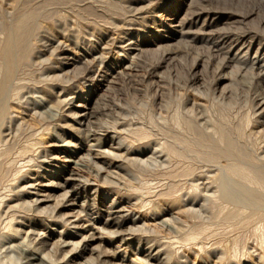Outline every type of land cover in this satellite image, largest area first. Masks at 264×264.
Masks as SVG:
<instances>
[{"label": "bare ground", "instance_id": "obj_1", "mask_svg": "<svg viewBox=\"0 0 264 264\" xmlns=\"http://www.w3.org/2000/svg\"><path fill=\"white\" fill-rule=\"evenodd\" d=\"M146 2L150 3V0ZM13 6L7 17L0 16V264H73L76 261L78 264H119L116 263V251L106 248L110 244L107 241L127 233L130 237L136 232L143 233L144 228L140 218L128 212L121 203L110 202L109 195H133L139 189L163 188L166 185H160L161 180L175 177L170 169L182 167V164L187 166L181 177H193L198 169L200 173L196 183L188 185L189 188L183 189L178 196H174L177 186H168L169 192L163 196L171 208L165 209L159 218L158 215L154 217L158 225L170 231L176 224L191 223V231L184 238L188 242L187 249L197 253L200 259L205 256L210 264H264L263 34H232L230 30L213 33L210 29L215 21H210L207 13L205 19L203 13H194L190 19L176 23L182 38L193 45L200 43L209 48L212 62L216 63L214 70L221 75L214 83L216 88L213 85L215 90L211 91L217 103L230 96L224 71L231 68V64H235L234 70L238 74H250L259 88L263 87L253 100L254 123L251 125L244 128L222 121L213 123L204 106L187 97L174 109L171 120L162 114L168 112L166 107L158 105L159 112L152 107L144 113L141 110L144 104L133 110L136 114L129 118L130 111L120 105L99 110L96 107V110L93 106L97 101L95 91L89 94L88 102L79 100L77 105H72L78 99L72 78H69L72 70H80L85 84L97 79H112L115 70L107 67L104 53H98L94 47L87 49L81 57L73 56L63 42L50 34L52 29L48 27L47 15L28 7L19 8L17 4ZM128 10L130 13L134 10L132 5ZM164 18L169 25L177 21L174 12L167 13ZM118 21L123 37L111 43L118 46L120 53L128 55L126 48L132 46L137 20L134 17ZM62 23L54 21V27L69 33L67 22ZM165 27L163 22L159 25L160 29ZM72 29L70 33H74ZM193 29H196L195 33ZM199 34L202 37H198ZM125 40L130 45L125 47ZM150 44L135 43L137 53H142ZM252 51L253 60H247ZM130 53L134 55V52ZM132 65L133 62L129 67ZM194 66L200 68L196 61ZM36 73L38 81L33 77ZM34 80L38 87L27 86ZM185 83V89H191L200 83V78L190 73ZM195 91L202 95L199 90ZM34 94H40L46 103L42 98L41 102L33 97ZM21 108L37 120V128L26 126L24 120L15 116L14 112ZM122 115L125 116L123 121H103L106 117ZM52 129L60 131L56 136L59 154L74 149L73 153L69 151L70 156L77 160L68 159L66 163L76 166L77 172H68L66 167L54 164V155L42 147L39 136ZM109 131H113L112 139L106 137ZM115 136L119 138L115 140ZM106 170L114 171L116 177H103ZM85 174L93 175L98 182L101 180L107 190L104 192L98 185H92L94 178L90 181ZM155 181L159 185L152 184ZM161 196L156 192L152 197ZM144 198L138 202L141 209H148L154 201L149 200L150 196L145 198V203ZM216 222L236 227L238 232L222 234L218 238L210 232V226ZM52 227H61L64 231L58 233ZM70 229L78 231L79 241L73 238V233L67 232ZM94 232L106 235V239L100 238L97 243L99 239ZM124 239L126 237L122 238V243ZM218 240H225L226 244ZM146 243V264L191 263L172 247V240L161 244L156 241ZM139 253L142 251L136 254Z\"/></svg>", "mask_w": 264, "mask_h": 264}, {"label": "rangeland", "instance_id": "obj_2", "mask_svg": "<svg viewBox=\"0 0 264 264\" xmlns=\"http://www.w3.org/2000/svg\"><path fill=\"white\" fill-rule=\"evenodd\" d=\"M20 1L21 0H4L3 2V0H0V8H1L0 16L6 15L7 17V15L13 10L14 8L13 5L16 4L19 6V8L28 7L27 9L39 12L42 15L45 14V16L46 15L48 16V20H47V22L49 23L48 27L49 29H52L50 30V34L57 37L58 40L63 42L64 45L67 46L68 49H70L73 56L81 57V55L85 51H88L89 49H93L94 47V49H96L98 53L100 54L104 53L102 55H104L103 57H105V61H106L105 64L107 65V67H111L113 68V70H115L116 74L112 79L110 78L97 79L95 81H90L86 84L83 82L81 74H79L80 70L78 69H74V71L72 70V73L69 75V78L70 79L72 78L71 82L74 84L73 86L74 91L77 92L78 94L77 97L78 99L74 101L72 105L73 104L77 105L79 103V100H86V102H88L89 94L95 91L97 101L93 106L94 108L97 107L98 110L105 106L120 105L121 107L128 109L130 111L129 118H133L134 114H136V112L134 111H136V109L140 107V104L141 105L144 104L143 105L144 108L141 109L144 111V113L146 111L145 109H150L152 107L154 108L155 111L159 112L158 108L162 105L166 107V110L168 111V112H163L162 114L165 117L168 116L167 118L169 119L170 116L173 117L176 111L174 109L178 107L180 101H182L184 98L187 97L189 100L191 99L190 100L191 102L195 101L198 102L200 105L204 106V109L208 113L209 117L210 115L212 116L210 117V119L213 123L222 121L230 125L232 124L233 126L241 125L244 128L246 126H249V124L250 125L252 124L254 118L252 112L254 107L253 100L255 99L254 97L257 95V93H259V91L263 89V87L261 86L259 88L258 84L256 83V80H254V78H252L250 74H247L245 72H242L241 75L238 74L234 70L235 64L234 65L231 64L230 65L231 68H228L227 70L224 71V74L226 75L225 76L226 81L225 80L224 81L226 87L229 89L230 96L228 95L229 97L226 101L217 103V100H214L215 96L212 95L211 91L215 90L212 89L213 85L214 88H216L214 83L217 80V78H219L221 75L216 73L214 70L215 67L214 65L216 63L212 62V54L209 48L207 47V45L200 43L199 44L194 43L193 45V43L191 44L188 41H186L184 38H182L180 36V30L177 25L178 24L177 22L184 19L186 20L190 19L191 16L194 15V13L195 14L203 13L205 16L203 18L205 19L207 13V15L209 14V20L215 21L213 28L210 29V31H213V33L214 32L228 33L229 30H230L229 33L232 34L254 32V34L256 33L259 35L263 34L261 36L264 38V0H155V1L150 0V3L148 2L149 4L146 2L147 0H145V2H140L144 0H131V1L130 0H115V1L114 0H58V1L57 0H22L21 2ZM57 2L59 4H57ZM110 5L112 6V8ZM131 5L132 8H134V10L130 13L128 9L131 7ZM169 12H174L177 16V21L170 25L168 24L167 21H165L164 18ZM242 15L245 17H243ZM50 16L52 17L54 16V17L52 18ZM141 16H143V18ZM101 17H103V19ZM134 17L135 20H137L138 25L136 27V32L133 35V42L131 43L132 46L126 48V52L128 55H123L124 53H120L121 50L117 48L118 46H113L111 43V41L118 40L122 36L121 31L119 30V27L122 25L119 23L120 21L117 22V20H123L124 18L129 20ZM203 18L202 21L204 20ZM3 20L8 21V18L6 19L3 18ZM58 20L64 23L67 22L68 24L67 29L69 33L66 31L62 32L63 31L62 29L57 30V27H54V21H58ZM238 20L240 21L238 22ZM0 21H1V17H0ZM160 22L161 23L163 22L165 24L166 27L164 29L159 28V25L161 24ZM71 28H74L72 29V31H74V33L72 32L74 35L70 33ZM222 29L226 32H224ZM195 30L196 29H193L194 33ZM77 36L79 37L77 38ZM198 37H202L201 34H199ZM145 42H150L152 44H150L147 47H144L142 53H137L135 43L136 44L138 43V45H142ZM128 44L130 45L129 41L125 40L124 46L126 47L128 46ZM130 52H134V55L133 54L131 55ZM46 58H51V57L49 55H46ZM253 58H254V52L252 51L247 57V60L251 61L253 60ZM195 61L200 64V68L194 66ZM132 62H133L132 65L133 67L130 68L129 66H131ZM190 73L197 74L198 78H200V83L192 86L191 89L190 88L185 89L186 88L185 82L189 78ZM231 73H234V75H231ZM76 75L78 76L80 75L78 79L74 78L76 77ZM36 76L37 73L33 77H35V80L38 81V76L37 77ZM141 79L144 80L142 81ZM35 80L31 81L29 84H27V86H29L30 88L38 87L37 82H35ZM195 89L202 92V95L198 94L197 91H195ZM33 97H37L38 100L42 98L41 100L44 103H46L44 101L45 99L40 94H34ZM235 97H237L238 99L237 98L235 99ZM228 104L231 106L227 107ZM14 113H16L15 116L16 117L18 116V118L21 121L24 120L23 123L26 124V126L31 128L38 127L37 120L33 118L32 114L26 113L22 108L20 110L19 109L16 110ZM229 117H232L231 120L229 119ZM114 119H120L121 121H123V119H125V116L124 115L116 116V117L113 116V118L106 117L103 119V121L112 122ZM224 119L226 121H224ZM169 120H171V118ZM59 135H60V131L56 129H52L49 133L45 132L42 134V136H39V140L43 144L42 147L47 151H49V153L53 154L54 155L53 157L56 158L54 164L58 166L66 167V171L68 172L71 171L77 172L78 168L76 166H74L73 164L66 163L68 159L72 161L77 160L70 156L71 155L70 152L73 153L74 149L71 148L70 150H67L63 154H59L57 152L59 144L56 136ZM113 135H114L113 131H109L106 137L108 139H112ZM118 138L119 136L117 137L115 136V140ZM185 166H187V164H182V167L181 165L177 167H172L170 170H172L171 172H173L174 175L181 177L180 174H182V171L184 170ZM199 173L200 172L198 169L193 177L180 178L175 176L169 179H167L168 177H166L165 179L163 178L164 182L163 180H161L162 183L160 182L159 184L161 185L164 183L163 185L166 186L155 190L139 189L141 192L138 190L133 195L124 194V195L116 196L113 193L109 195L108 200L110 202L115 200L116 203H121L128 212L133 213L136 218H140L141 224L143 225L144 228L143 233L142 231L136 232L135 234L133 233L131 237L127 236L129 235L127 233L126 235L124 234V236L123 235L117 236L113 241H107L109 239L106 240L107 242H110V244L106 245V248L109 249L111 248L112 252L114 253L116 251V254L118 256L116 263L146 264L145 261L147 260V258L145 256L146 254L145 252L147 251L148 248L146 245L147 241L148 242L156 241L161 244L162 242H168L172 240V243L174 242L172 247L176 249L179 255H181L186 259H189L191 262L190 264H210V262L208 263V261L206 260L205 256L203 255L200 256L201 257L200 259L199 256L196 255L197 253H195L194 251L191 252L187 249L188 247L186 246V244L188 242L185 240L186 239L185 237L186 234L189 233V230L191 229L189 227L191 223L183 224L180 226L176 224V227L174 226L172 230L168 231L164 229L161 225H158V221L154 220L155 216L158 215L157 217L159 218L165 209L170 210L171 208L170 205L166 202V196H163L166 195L167 192H169L168 186H173V185L175 187L177 186L175 188L177 190H174L175 191L174 196H178L183 189L189 188L188 185L192 184L193 182L196 183V180L198 178L197 176ZM215 173L213 172V174ZM85 175L87 179L90 178V181H92L94 178L93 175H89V176L88 174ZM105 176L116 177V173H114V171L112 170H106L103 172V177ZM92 182H93L92 185L94 186L98 185V187H100L104 192L107 190L106 186H102L103 184L101 180L100 182H98V180L94 178V181ZM152 184L156 185L158 184V181H155ZM134 186L136 188V185ZM122 187L126 189V187H124L123 185ZM142 190L144 193L142 192ZM153 191L154 194H152ZM156 192L157 194L159 193L162 194V196L159 198L152 197L153 195H155ZM83 196L85 197L84 194ZM143 196L145 198L147 197V199L148 197L151 196L149 200L152 202L154 201L153 203H151L150 208L148 209H141V205L138 202L139 201L138 199L143 198ZM114 197L116 199H114ZM147 199L144 200L145 203H147L146 201ZM82 201L83 199L79 200V204H81ZM86 226H88V224ZM213 226L214 229H212ZM177 227L179 228V230ZM229 227L232 230L234 229V231L230 232L232 230ZM52 228L54 229L55 232L58 233L64 231L61 227H52ZM236 230H237L236 227H233L231 225L229 226L228 224H223L221 222H216L214 223V225L210 226V232L214 233V235H216L218 238L219 236L221 237L222 234L223 236H227L226 235L227 233L228 235H232V234L234 235L238 232ZM67 232L73 233V238L76 241H79L81 239L78 231L70 229ZM217 232L219 233L216 234ZM94 234L96 237L98 236L97 238L99 240L96 241L97 243L101 241L100 238L106 239L105 238L106 235L105 236L101 234L98 235V233L95 232ZM123 237H126V239H124L125 240L124 243H122ZM175 239H177V242ZM181 239L182 241H180ZM218 241L219 243L223 242V244H226L225 240H218ZM125 242L128 243L126 244ZM139 243H141L140 247H139ZM137 251L138 252L142 251V253L136 254ZM77 262L79 261H76L73 264H76ZM150 263L152 262L150 261Z\"/></svg>", "mask_w": 264, "mask_h": 264}]
</instances>
